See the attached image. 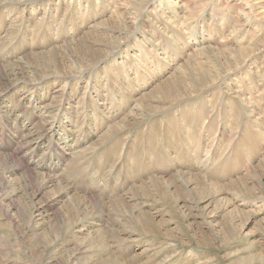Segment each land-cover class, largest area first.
Wrapping results in <instances>:
<instances>
[{
	"label": "rangeland",
	"instance_id": "1",
	"mask_svg": "<svg viewBox=\"0 0 264 264\" xmlns=\"http://www.w3.org/2000/svg\"><path fill=\"white\" fill-rule=\"evenodd\" d=\"M0 264H264V0H0Z\"/></svg>",
	"mask_w": 264,
	"mask_h": 264
},
{
	"label": "bare ground",
	"instance_id": "2",
	"mask_svg": "<svg viewBox=\"0 0 264 264\" xmlns=\"http://www.w3.org/2000/svg\"><path fill=\"white\" fill-rule=\"evenodd\" d=\"M14 67H15V66H14ZM15 69H16V68H15ZM11 70H12V69H11ZM14 71H15V70H14ZM15 74H16V73H15ZM186 76H187V75H186ZM179 172H180V171H179ZM182 173H183V172H182ZM182 173H181V174H182ZM183 174H184V173H183ZM185 174H186V173H185ZM185 174H184V176H185ZM187 174H188V173H187ZM187 174H186V175H187ZM189 174H190V173H189ZM190 175L192 176V173H191ZM190 175H189V176H190ZM45 176H46V175H45ZM184 176H183V177H184ZM194 176H195V175H194ZM49 177H50V176H49ZM186 177H187V176H186ZM186 177H185V178H186ZM192 177H193V176H192ZM195 177H197V176H195ZM187 178H188V177H187ZM204 178H205V177H204ZM47 179H48V178H47ZM172 179H173V178H172ZM189 179H190V177H189ZM189 179H187V180H189ZM175 181H176V180H175ZM175 181H173V182L175 183ZM185 181H186V180H185ZM204 181H205V180H204ZM40 182H41V181H40ZM44 182H46V179H45ZM51 182H52V181H51ZM186 182H187V181H186ZM188 182H189V181H188ZM190 182H191V181H190ZM194 182H196V180H194ZM198 182H199V180H198ZM41 183H42V182H41ZM191 183H192V182H191ZM198 184H199V183H198ZM62 186H63V184H62ZM187 187H188V186H187ZM61 188H62V187H61ZM64 188H65V187H64ZM188 188H189V187H188ZM37 189H38V188H37ZM59 189H60V188H59ZM67 189H68V188H67ZM64 191H65V190H64ZM66 191H67V190H66ZM63 193H64V192H63ZM67 196H68V195H67ZM133 196H134V195H133ZM91 197H92V196H91ZM92 198H93V197H92ZM94 198H95V197H94ZM96 199H97V198H96ZM139 199H140V197H139ZM98 200H99V199H98ZM116 200H119V199L116 198ZM126 200H127V199H126ZM174 201H175V199H174ZM116 202H117V201H116ZM90 203H91V202H90ZM93 203H94V202H93ZM175 203H176V202H175ZM175 203H174V204H175ZM118 204H121V203H118ZM122 208H123V207H122ZM122 212H123V211H122ZM95 219H96V218H95ZM96 223H97V222H96ZM99 231H101V230H99ZM99 233H100V232H99ZM98 236H100V235H98Z\"/></svg>",
	"mask_w": 264,
	"mask_h": 264
}]
</instances>
